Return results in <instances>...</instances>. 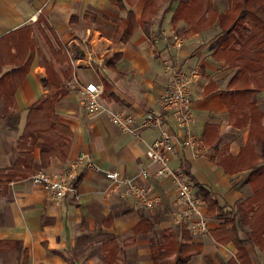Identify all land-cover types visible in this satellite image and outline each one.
<instances>
[{"label": "crops", "instance_id": "crops-1", "mask_svg": "<svg viewBox=\"0 0 264 264\" xmlns=\"http://www.w3.org/2000/svg\"><path fill=\"white\" fill-rule=\"evenodd\" d=\"M116 1L0 0V76L16 67V63L6 61L10 54L3 43L8 35L28 26L29 39L34 43L25 51L15 46L9 51L23 56L21 64L27 63V69L15 87V108L4 112L0 102V168L13 164L27 111L47 92L44 59L52 65L61 86L68 90L55 103V111L59 120L70 127L72 140L66 159L52 157L43 169L60 173L79 154H85L101 170H116L120 177L131 178L149 198L158 199L157 204L152 208L140 205L126 193L125 185L116 186L103 171L82 165L78 168L79 197L66 196L59 204L43 188L32 185L29 177L13 180L6 185L5 193H0V240L10 242L0 248V264H103V244L108 239L116 241L121 257L113 264H152L151 238L160 237L169 227L180 235L183 224L171 221L176 208L173 179L157 176L159 164L150 162L145 153L147 145L159 137V131L150 127L136 133L124 132L103 114L88 115L77 94L78 84L87 82L102 86L101 99L109 107L137 116L148 111L162 114L163 127L178 138L168 155L169 167L178 171L194 192V184L198 183L209 189L226 209L233 210L241 234L247 228L243 207H237L251 194L245 195L246 172L228 173L219 163L223 154L236 156L246 145L249 124L234 125L222 98L221 93L237 67L212 54V44L221 34L218 16L211 27L185 35L184 20L176 25L171 22L177 0L163 16L166 4L162 3V10L147 24L141 17L143 0L132 5L124 1L125 8H120ZM128 10L134 12L137 26L125 37L117 23ZM41 30L46 32L48 43H44ZM179 30L181 45L176 47L173 36ZM60 48L69 57L68 79L55 60L54 51ZM167 64L183 70L199 68V77L190 89L194 116L190 132L198 145L181 144L184 130L171 112L161 106L160 96L169 83ZM255 99L262 110L264 90L255 92ZM207 123L218 127V138L211 145L201 140ZM261 124L264 125V116ZM33 154L35 171L41 169L39 148ZM141 168L147 170V177L137 175ZM221 222L207 215L211 230ZM191 234L197 251L185 264H240L232 243H219L209 233ZM246 250L248 264H264V253L250 245ZM175 255V251H168L166 259L172 260Z\"/></svg>", "mask_w": 264, "mask_h": 264}, {"label": "trees", "instance_id": "trees-1", "mask_svg": "<svg viewBox=\"0 0 264 264\" xmlns=\"http://www.w3.org/2000/svg\"><path fill=\"white\" fill-rule=\"evenodd\" d=\"M125 3L132 5L137 0H117L120 8ZM167 2L162 15L174 0H143L142 21L147 24L154 20L161 10V3ZM232 6L224 15H217L213 0H177L173 8L171 22L173 25L184 20L187 26L183 34L188 35L212 26L218 16L220 36L212 44L213 56L226 62H237V70L230 76L227 89L222 91V98L227 103L232 117V123L239 127L249 124V140L236 156L223 154L219 163L228 173L244 170L247 172L246 182L250 184L252 194L246 198L243 215L247 230L241 234L238 220L233 210L226 209L212 197L206 187L195 183V193L206 203V214L221 219L218 228L209 229V235L217 242L232 243L237 248V261L248 264L247 245L264 253V125L259 121L264 113L257 106L255 92L264 90V0H231ZM123 36L127 37L137 26L135 14L132 10L117 23ZM31 28L25 26L12 35H8L3 46L8 52L9 59L16 63V67L0 76V102L3 111L14 107L13 95L15 87L21 80L27 63H22L21 56L9 53L11 47H18L23 51L32 47L34 43L29 39ZM55 60L61 65L62 75L70 78L71 65L69 57L63 48L54 51ZM11 56V57H10ZM47 73V92L26 114L25 125L17 138L18 152L10 167L0 168V193H5L6 185L17 179L29 177L33 171L35 157L33 150L39 148V162L41 168L49 165L52 157L64 161L68 155L72 140L70 127L58 118L55 103L68 90L61 86L52 65L43 59ZM55 90L49 95V90ZM261 117V118H260ZM218 127L215 124L204 125L201 140L206 144H213L217 138ZM179 174V172H176ZM187 175V174H186ZM189 179H192L187 175ZM186 177V178H187ZM241 208V207H240ZM178 236L171 227L162 231L160 237L151 238L150 250L152 264H185L196 253L190 230L183 224ZM182 240H185L182 242ZM17 243V242H16ZM10 242L1 241L0 247H6ZM113 239L103 244V264H113L121 257ZM168 251H175L172 260L166 259ZM237 264L236 261H233ZM24 264V262L22 263Z\"/></svg>", "mask_w": 264, "mask_h": 264}, {"label": "built area", "instance_id": "built-area-1", "mask_svg": "<svg viewBox=\"0 0 264 264\" xmlns=\"http://www.w3.org/2000/svg\"><path fill=\"white\" fill-rule=\"evenodd\" d=\"M173 43L179 47L181 38L174 35ZM166 70L169 83L160 96L161 106L164 110L171 112L174 121L184 130L185 135L179 140L181 144L184 146L198 145L199 141L190 132V126L194 121L190 89L192 82L199 77V68L183 70L173 64H167ZM102 93V86L94 82L78 84V98L88 115L103 114L111 124L124 132L136 133L140 129L150 127L159 131V137L147 145L145 153L150 162L159 164L156 170L157 176L168 175L173 179L176 190V208L171 213V221L184 224L194 234L208 233L210 228L207 223L204 200L193 191L186 179L174 172L168 165V155L173 151L178 138L163 127L162 114L148 111L137 116L123 109H114L102 101ZM81 165L87 169L103 171L106 178L116 186L125 185L126 193L140 205L152 208L157 204L158 199L149 198L144 188L137 186L131 178L120 177L116 170H101L85 154H79L60 173L48 172L41 168L35 170L28 179L32 185L43 188L53 202L59 204L66 196L74 199L79 197L77 180L78 168ZM137 175L147 177L148 172L141 168Z\"/></svg>", "mask_w": 264, "mask_h": 264}, {"label": "rangeland", "instance_id": "rangeland-1", "mask_svg": "<svg viewBox=\"0 0 264 264\" xmlns=\"http://www.w3.org/2000/svg\"><path fill=\"white\" fill-rule=\"evenodd\" d=\"M183 1H185V0H183ZM213 2H214V7H216L217 8V10H221V11H224V13L223 14H221V15H224L227 11H228V9L232 6V1L231 0H213ZM162 3H167L166 1L164 2H162ZM162 3H161V6H162ZM162 10V9H161ZM160 10V11H161ZM159 13V12H158ZM218 13V12H217ZM218 15V14H217ZM178 33H176V36L177 37H180L181 36V34H182V30H179V31H177ZM41 35H42V37L45 39V42L44 43H46L48 40H47V36H46V32L44 31V30H41ZM43 41V40H42ZM48 43V42H47ZM224 60V59H223ZM225 61V60H224ZM226 62V61H225ZM226 63H228V64H230L231 66H233V67H235V65H236V61L235 62H226ZM262 65H264V63H262ZM237 70V69H236ZM235 70V71H236ZM234 71V72H235ZM233 72V73H234ZM260 78H262V76L260 77ZM54 89L53 90H49L48 91V94L49 95H51V94H53L54 93ZM256 104V103H255ZM261 107H262V110H261V108L259 107V109L261 110V112L262 111H264V106H262V105H260ZM262 113H264V112H262ZM261 118V117H260ZM259 121H261V119L259 120ZM241 171H244V170H242L241 169ZM246 172V171H245ZM245 176H247V172L246 173H243ZM244 188H246V190H247V192L245 193V195L249 192V194L251 193L252 194V190H251V188H250V184H248L247 183V185H246V187H244ZM250 194V195H251ZM249 197V196H248ZM247 197V198H248ZM246 200V199H245ZM245 200H243V201H241L238 205H237V207L238 206H241V207H243L244 205H245ZM242 211H243V208H242ZM244 229V228H243ZM245 229L247 230V228L245 227ZM244 229V230H245ZM0 248H5V247H0Z\"/></svg>", "mask_w": 264, "mask_h": 264}]
</instances>
